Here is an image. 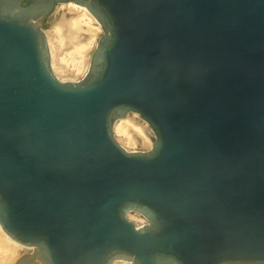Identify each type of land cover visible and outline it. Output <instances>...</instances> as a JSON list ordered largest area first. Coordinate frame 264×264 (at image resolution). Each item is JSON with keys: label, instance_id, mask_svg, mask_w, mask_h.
<instances>
[{"label": "water", "instance_id": "obj_1", "mask_svg": "<svg viewBox=\"0 0 264 264\" xmlns=\"http://www.w3.org/2000/svg\"><path fill=\"white\" fill-rule=\"evenodd\" d=\"M67 2L102 31L77 82L36 26ZM0 229L14 264H264V0H0Z\"/></svg>", "mask_w": 264, "mask_h": 264}, {"label": "rangeland", "instance_id": "obj_2", "mask_svg": "<svg viewBox=\"0 0 264 264\" xmlns=\"http://www.w3.org/2000/svg\"><path fill=\"white\" fill-rule=\"evenodd\" d=\"M65 5L66 4L56 5L51 14L48 17L38 21L36 23V26L41 29L45 35L49 53V60L50 62L51 59L53 60V64L50 63V69L52 73L62 82H77L82 79V77L86 73L90 55L96 45L98 38L102 34V31L101 29L99 31L96 29L97 25L94 22H89L87 24L84 23L82 25L84 30L93 29L95 32V36L90 39L86 36L88 35L87 33H80L79 38L82 45L81 51H83L84 54H82L83 56L79 57L80 53L77 51L78 48L74 46L72 38L68 34L66 28H61L58 25V22L61 19L73 20L72 18L75 17V15H73L72 13L69 14L68 12L63 10L62 6ZM80 19L86 21V19L83 17H80ZM120 120L121 121L118 122V129L116 131H114L113 126V135L116 142L126 151H148L151 148L152 141L154 140V135L147 124L143 122L137 114L134 113H128L123 119ZM137 124L141 125L142 129L146 130L148 134L145 136L146 141L148 140L147 144L142 142L141 128L140 126H137ZM128 139L131 140L129 141ZM148 143L150 146L148 145ZM126 219L133 223L136 227H139L145 223L142 217L134 213H128L126 215ZM1 240V245L6 248L5 252L6 250L9 251L8 249H10L11 251H9V253H13V251L14 254L16 253L14 256L15 259L12 261L13 263L11 261H8L9 263L6 262V264H14V262L22 255L30 254L29 251L28 253H26V250H17L16 247H13V245L7 243L2 237Z\"/></svg>", "mask_w": 264, "mask_h": 264}, {"label": "bare ground", "instance_id": "obj_3", "mask_svg": "<svg viewBox=\"0 0 264 264\" xmlns=\"http://www.w3.org/2000/svg\"><path fill=\"white\" fill-rule=\"evenodd\" d=\"M66 5L65 6H62L63 10H65L66 12H68L69 14H73L75 15L74 18H72L73 20H66V19H61L59 22H58V25L62 28H66L68 34L71 36L72 38V41H73V44L75 47H77V51L80 53V56H83L82 54H84L83 51H81V48H82V45L80 43V33L81 32H85V34L87 33L88 35H86L87 37H89L90 39H92L94 36H95V32L93 29H83V24H87L89 22H94L97 26H96V29L99 31L100 30V26L99 24L96 22V20L90 15V13L86 10V8L82 7V6H79L73 2H67L65 3ZM63 5V4H61ZM80 17H83L86 19V21L80 19ZM50 61V60H49ZM53 64V60L51 59V62ZM73 65V64H72ZM77 66V64H76ZM121 121L120 119L115 121L113 124L114 126V131H116L118 129V122ZM137 126H140L141 128V133H142V142L143 143H146L148 142V140L146 141L145 139V136L148 135L146 130L145 129H142V126L141 125H138ZM136 127V126H135ZM137 128V127H136ZM139 128V127H138ZM144 128V127H143ZM113 129V127H112ZM113 131V130H112ZM123 131V130H121ZM140 131V130H139ZM114 136V135H113ZM115 139V138H114ZM129 141L131 139H128ZM142 143V144H143ZM150 143V142H149ZM148 143V145H149ZM150 146V145H149ZM1 237L7 242L9 243L10 245H13V247H16L17 250L19 249L20 250H26L28 253V251L30 252V254H32L34 251H36V248L35 247H25V246H22L14 241H12L11 239H9L3 232L2 230L0 229V242L2 241L1 240ZM2 243V242H1ZM0 243V264H6L9 263L10 261L12 262L14 259H15V254H14V251L13 253H9V251H11L10 249H8L9 251L6 250L5 252V249L4 246H2ZM4 245V244H3ZM6 246V245H5ZM4 249H3V248ZM7 247V246H6ZM30 254H27V255H30ZM19 259V258H18ZM9 261V262H8ZM13 263V262H12ZM36 260L33 262V264H36ZM115 263H120V264H131L130 262H126V261H123V260H115L113 262H111L110 264H115ZM38 264V263H37Z\"/></svg>", "mask_w": 264, "mask_h": 264}]
</instances>
